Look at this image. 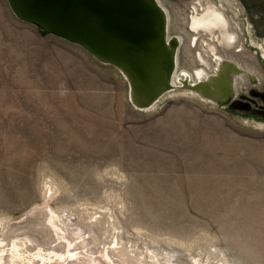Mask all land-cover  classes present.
Returning a JSON list of instances; mask_svg holds the SVG:
<instances>
[{"label": "rangeland", "instance_id": "374dc122", "mask_svg": "<svg viewBox=\"0 0 264 264\" xmlns=\"http://www.w3.org/2000/svg\"><path fill=\"white\" fill-rule=\"evenodd\" d=\"M158 1L180 39L176 71L201 69L198 53L212 64L211 36L189 19L213 3L237 35L214 46L245 71L230 94L264 89V0ZM175 89L135 107L114 67L0 0V241L53 264H120L115 241L159 264H264V122L232 94L214 104Z\"/></svg>", "mask_w": 264, "mask_h": 264}, {"label": "water", "instance_id": "95a60500", "mask_svg": "<svg viewBox=\"0 0 264 264\" xmlns=\"http://www.w3.org/2000/svg\"><path fill=\"white\" fill-rule=\"evenodd\" d=\"M5 1L18 20L35 26L40 35L79 45L114 67L141 103L152 105L170 88L174 40L165 41L166 14L155 0Z\"/></svg>", "mask_w": 264, "mask_h": 264}, {"label": "bare ground", "instance_id": "6f19581e", "mask_svg": "<svg viewBox=\"0 0 264 264\" xmlns=\"http://www.w3.org/2000/svg\"><path fill=\"white\" fill-rule=\"evenodd\" d=\"M155 1L160 6V2L158 0H155ZM205 6L206 7L203 10L201 9L202 10L201 12L196 11L197 9L193 10L195 13H193L191 18L189 19L190 20L189 25H190V29L193 32L198 33L202 31L206 33L207 35L211 36L210 38H212L213 42L211 43L206 42V49H208L206 52L208 53L210 52V54L212 55V58H211V60H213L212 64L209 65L208 60L198 53V61L203 64L201 69L195 70L192 76L189 74V72L184 71V70H182L181 72L176 71V65H177L176 57H177V50H178V45L180 43V39L177 36H166L165 38L166 43H169V41L172 39L174 40L173 41L174 46L172 47L173 50L171 53L173 57L174 69L171 72L170 79H169L170 88L164 91L162 95H160L152 105H145L144 103H141L135 98V96L132 95L131 91H128L129 100L135 107L142 109V110H147L153 107L164 95L172 92L173 90H176L175 86H178L179 89L187 91L190 94L195 95L196 97L204 101L206 99L216 104V103H219L218 101L221 102L222 100H225L228 97L230 98V95L232 94V93L230 94V91H232V88H235V86H238V84L239 85L243 84V81H244L243 77H244L245 71L241 67H239L235 63V61L228 59L226 56L218 52L217 49L215 48L216 46H214L216 45L214 44V42L215 40H217L216 43H219L221 46H223L225 50L231 49L237 41V35L230 29L228 21H227L228 18H226L224 12H222L213 3H208ZM166 24H168L167 14H166ZM166 31H167V25H166ZM166 35H167V32H166ZM238 47H241V46L238 45ZM207 69L211 72V74L208 73V71H206ZM249 77L253 80L258 79V76L255 73H253V71L249 73ZM54 215L55 214H53V212L51 211L50 222L53 221V223H55L54 218H53ZM58 230L63 231V228L58 229ZM67 236H64V241L67 243L68 246H70V244L73 243L74 240H69L68 237L70 236L68 237ZM76 238H78V240H75V242L79 246L72 247V248L67 247L68 251H66L68 252L67 256L72 258L71 260H73L74 258L77 260L80 259V256L78 255L79 258L78 256L76 257L77 254L74 255L73 252L75 249H78L81 247V241H84V240L83 238L79 236H76ZM117 244L118 242L115 241V246L110 247V249H115L116 251H119L117 256H119V259H121L120 260L121 263L139 264L142 262L145 264H159V259L156 253L151 252L149 253V256L148 255L146 256V258L149 257L151 259L150 262L147 260L141 261L138 258L137 254L130 255L128 254L129 252L126 250L124 246L120 245L119 247H117L116 246ZM22 245L23 244L20 242L12 241L9 247L7 246V244H4L3 241H0V264H53V261H52L53 258L48 257V254L44 253V251L43 253L42 251H38L35 254V256H33L34 254L25 256L24 253L28 252V249H26V246L23 248ZM109 253H110L109 248L106 247L104 256L110 262L111 257L109 256ZM87 254L88 252L85 255L87 256ZM56 255L58 254L55 253V256ZM60 255L61 254H59V256ZM173 256L174 255L169 254L167 257H164L165 262H169ZM92 259H93V264H99V262H97L95 258L93 257L90 258V260ZM200 260H198L197 262L195 259L194 261L195 263L197 262V264H208L204 262L201 263V261L203 260L201 261ZM227 263L228 262L225 261V264ZM222 264H224V262Z\"/></svg>", "mask_w": 264, "mask_h": 264}, {"label": "flooded vegetation", "instance_id": "af4514ba", "mask_svg": "<svg viewBox=\"0 0 264 264\" xmlns=\"http://www.w3.org/2000/svg\"><path fill=\"white\" fill-rule=\"evenodd\" d=\"M230 107L255 115L264 122V89L249 88L244 93L232 94Z\"/></svg>", "mask_w": 264, "mask_h": 264}]
</instances>
